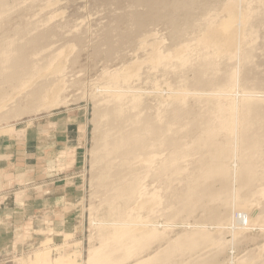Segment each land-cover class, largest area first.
I'll use <instances>...</instances> for the list:
<instances>
[{"label":"rangeland","instance_id":"374dc122","mask_svg":"<svg viewBox=\"0 0 264 264\" xmlns=\"http://www.w3.org/2000/svg\"><path fill=\"white\" fill-rule=\"evenodd\" d=\"M4 1L2 2L4 7L9 9V11L4 12L0 16V38L3 35H8L10 39L4 36L7 39L2 37L0 40L5 42L9 40L11 42L14 40L13 35L16 32L15 35L21 34L20 37L16 36L17 38L22 39L21 37L25 36L23 40L26 39V42L28 40L27 44L30 42V45H27L25 51L26 55H29L27 56L28 59L31 57V53L34 52L33 55L35 56L36 51L46 46L48 47L44 50L55 52L56 56L53 59H48L46 62L43 61V65L41 60L46 59L40 58L37 55L41 59L39 61L37 57L38 63L41 62L39 64L45 67H42L43 69L41 68V70L34 69L33 66L38 63H35L37 61L36 59L34 61L35 57L32 55L34 58H31H33L32 61L34 63L29 59L30 62L26 61L24 68H27V72L34 69V72L13 79H10L7 73L18 72L21 70L19 67L0 71V220L5 222V224L0 225V264H89V259L92 258H90V255L94 251L96 253L95 255H99V252L102 251L103 253L107 250L106 246L108 244H112L108 234H111L115 228L111 224L116 223L117 220L118 222H127V219L129 220L128 223L132 221V223L140 221L143 223L146 221L145 223L147 225L150 221L151 225V222H153L152 224L158 225V227L155 225L156 228L165 237L163 236L164 239L160 240L161 242L158 240L148 244L142 251H137L139 243L137 246H128L129 248L127 250L122 249L120 245L118 251L112 252L114 255L112 253H110L112 255L109 254L116 259H114L115 262L113 264H137L144 261L158 253L159 250L166 248V246L168 247V242L174 241L179 236L200 231V228L197 229L198 227L196 226L207 227L208 230H211L204 229L208 233L213 234L209 233L210 241L214 238L213 242L215 241V245L211 241V246H214L212 249L209 244L210 242L207 241L208 243H204V248H200L199 246L197 247L198 249H194L195 251L186 249V253L188 252L187 255L185 252L177 253L175 255L177 264L180 260H186L184 261L186 262L185 264H199L202 261H204L203 264H206V262L207 264H238L244 258L245 262H250V264H264V176H260L261 180L258 179L256 184L254 182V185L250 187L243 179L245 178L244 175H240L236 179L234 175L227 178L226 175L218 173L219 175L217 174V177L210 176L211 178H208L204 174L210 168L222 167V164H227L226 161L229 163L227 166H230L231 170L232 168H238L237 166L235 167V159H230L235 158V154L229 152V158L228 151L226 150L231 146L236 147L238 144L237 149L240 152L239 138H236L234 145L231 138L228 140V133L221 132L216 136L215 141H211L212 145L209 144V141L206 143L205 134L203 135L201 133L204 130H200L202 128L208 129V125L215 122L214 117L213 122L210 121L209 116L212 114H207L213 111V107L211 108L210 105L205 103L204 107L199 102L197 104L193 100V95L191 96L192 99L188 96L190 100L186 106H189L188 108L192 111L186 107L184 108L185 110H182V112L190 111V114L188 115L189 112H187V114L185 113L186 116L182 113L185 116L182 117L183 119L180 116V118L178 117L183 120V125L185 126L183 127L181 124L182 120L181 122L176 121L177 117L174 116V113L171 111L172 109L168 108H172L169 105L168 97L176 94L175 92L178 89L179 92L177 93H182V89L187 82L189 83L185 87L186 91L189 92V89H191V93L189 94L194 93L195 90L192 91V88L194 89L192 87L194 73L187 68H181L175 71L168 68L169 66H167L165 61L158 66H154L153 63H148V59L150 58L147 57L153 49L150 46L153 44V40H156L158 43L160 42L161 50L165 54L177 53L182 49L181 47L185 48L187 47L186 45H189L192 48L191 54L189 53V55L194 56V58L191 57L192 59L189 57L190 62L197 63L198 60V63H204L202 59L209 60L207 61L209 65H206V72L209 69L211 71L216 66L217 68L219 66L221 68L223 67L222 71L227 70L229 67L227 68L225 66H229L231 62L227 63L228 60L226 61L224 58H220V55L215 50H202L200 42L210 26H215V24L220 25L223 20L227 19L226 12L224 11L225 6L234 0H55L53 6L45 7L49 12L43 8L44 6L42 7V2H38V4L32 2L31 4L29 0H26L29 5L25 1H22L23 3L20 2L21 4L19 6H15L14 4L19 3L17 0ZM258 1L259 4L262 3L260 2L261 0H247L242 4L250 3V6L252 5L251 9H256V7H259ZM48 8H51V10ZM138 16H144V20L142 21V25L136 30L133 24V18ZM209 18L213 20L211 24L208 23L206 25L205 20ZM41 19H43L44 24L50 21V24H45V26L47 25L46 28L54 26V29H56L55 26H57V31L64 27L65 30L62 29L64 33H60L61 35L58 38L53 37L55 39H52V41L50 40L51 38L44 39V43H41V45H46L41 47L39 43V46H36L38 47L37 49L35 44H33L38 34L36 32L40 31L39 33L42 34L41 29L42 31H48V29H44L45 26ZM46 19L49 21H46ZM40 20L42 23H40ZM34 22L36 23V29L33 28L36 32H33L35 31L34 29L28 28ZM67 22L70 25H64ZM56 23L63 25L58 26ZM49 25L50 27H48ZM37 26L38 28L42 26V28L40 27L41 29L39 30ZM256 27L254 32L255 34L256 31L260 32L256 35L260 40L264 38V30L261 27ZM258 28L260 29L257 30ZM66 29L68 30L67 32ZM28 30H30L29 33ZM135 32H137V35ZM46 33L44 31L43 34ZM109 37L116 43L112 42V40L107 41L110 42L109 44L106 43ZM257 38L250 37V34H247L245 41L242 42L241 52L251 49V46L256 47L258 44L261 46L264 40L258 41ZM206 57L207 59H205ZM62 58L63 61H61ZM62 62L65 63L63 64ZM225 62L227 65L224 64ZM237 63L240 66L239 62ZM56 64L61 66L63 64L62 67H65L64 71L58 74H53L48 71L50 66H56ZM145 64L148 67L147 69ZM173 64L175 65V63ZM262 65H264V62ZM131 67L146 71V74L141 71L144 73L141 79L145 81H141L138 77H132L133 79L128 78L126 80L127 83H122L123 85L125 84V88L120 84L125 90L122 91L123 89L121 87H118L119 90H117L118 84L115 86L116 92L121 90L126 93L130 92L133 95L135 92V95L142 97V101H146V104H149V107L145 106L147 109L144 107L142 114L144 117H146V114L149 117L151 114L149 112L151 111H153L152 115H150L152 117H156V114L157 116L162 115L163 117L167 113L166 117L170 120L174 116L175 119H173L177 122L175 124H178L177 127L174 124V120H170V123L172 121L171 126L174 128V131L178 129L180 134L184 130L187 132V135L184 132L186 136L182 134L183 137L180 138L182 142H186V145L183 144L184 147L193 149L195 152H190L193 155H198L196 153L200 154L197 157L189 154L190 156L181 158V161H178V163L172 158V152H175V149L172 146L169 147L170 149L167 148L170 156H172L170 157L167 155V149L165 150V147L163 148V144H161L162 146L160 145L159 149L165 154L161 155V151L158 148L146 154L147 156L149 154L151 156L153 152V159L152 161L150 160L151 164L149 161L150 165L145 162V158L142 156L140 158L137 156L134 159L135 162H133L134 160L129 163L125 162L130 168L123 161H121L122 166L119 164L120 161L116 160V162H119L116 163L114 161L113 164H119L121 168L117 170H120L122 175L116 170V176L118 177H113L115 175L113 170L116 169V166H114L115 169H111L112 171L109 169L111 173L108 169V173L105 172L107 174L110 173L109 176L114 179L110 180L108 179V175H106V177L103 176V179H100L102 178L100 176V178L98 177L99 179L96 178L94 180L93 176L96 171L94 170L93 172L92 151L96 147L97 141L105 136L104 131L108 129H105L106 126L103 124V120L106 118L103 117V120L101 118L102 122L99 119L101 116L97 114L103 111L102 108L104 106L106 108L108 105L106 101L102 100L101 96L109 90H105L106 85L112 92H115V87L110 82L111 77L109 76L111 74H123ZM245 72L243 70L240 71V85L243 83L244 78L243 80L241 79L244 77ZM145 75L150 78L151 83H149L150 80H147L148 78ZM108 85L111 86L109 87ZM182 85L183 88L180 89ZM189 85L192 88H189ZM242 85L239 89L242 88ZM132 89L138 91H132ZM205 91L207 94L212 92L210 89H206L203 92ZM138 92H144L142 93L143 96L142 94H138ZM197 92L199 91H195L194 94H197ZM231 92L232 95L230 94ZM235 92L228 91L224 93L228 95L225 96V99H232L233 102L235 100L238 101V96L242 93L238 94V91V93ZM233 94L236 95L233 96ZM219 98L223 99L224 96H219L217 100ZM103 99H105L104 96ZM225 99L221 101H227ZM97 101H100L101 104ZM102 102L106 103V105L105 103L103 104V107ZM2 105L5 109L2 108ZM149 108L152 110L150 111ZM206 109H210V111L207 112ZM202 110L206 113H203ZM136 111L134 110V112ZM144 111L148 112L144 114ZM134 112L132 109L131 113ZM157 112H161L162 114ZM201 113L204 115L201 116ZM142 115L138 118L139 120L143 117ZM205 115L209 116L207 117ZM199 116L202 118L204 116L207 117H204L203 120L208 121L205 123V120H201L202 118ZM196 118L197 122L200 123L201 120L200 124L202 125V122H204L205 125L203 124L202 127L197 123L198 127L194 128L197 126L195 124ZM106 120L105 123H107ZM135 120L138 121L137 119ZM189 122L196 126L191 125ZM179 126L181 129H179ZM199 126L201 127L199 128ZM128 127V130L126 129L128 133L132 132V128L129 127V131ZM115 131L111 133L116 135L117 132L115 134ZM179 131H176V133L178 132L177 134H179ZM160 134H162L161 131ZM180 134L178 135L179 137ZM158 136L160 135H156V138ZM162 137H159L161 138L159 139L160 143L163 141ZM151 138L155 139V136ZM198 138L201 141L203 139V143L199 142L200 140ZM157 140L150 141H154L153 143L156 142L155 145H157L159 143ZM227 140L228 142L231 141L232 144L229 143L227 145ZM214 142L215 144H213ZM219 146L222 148L221 150ZM261 147L264 156V145ZM223 148H227L226 150L224 149L226 153L223 154V156L226 154V157H228H225L226 159L220 155L221 152L223 153ZM156 150L160 151L158 152L162 156L160 160H158V156L160 155L155 153L157 152ZM216 150L219 151L216 152ZM239 152L237 153L239 154ZM215 153H219L220 156L217 154L218 156L215 157ZM164 155L169 156L170 159ZM150 156L148 159L151 158ZM7 158L9 159L7 160ZM141 158H143L144 162L140 160ZM163 158H166L169 164L177 163L178 166L176 167L174 166L175 164H171L177 171L181 170L178 169L181 163L180 168L183 166L186 172L179 171L178 174H181L179 177L177 171H175L176 169L171 166L173 171L167 170V173L164 174L162 170H158L162 166ZM171 159L173 162H170ZM153 160H156L155 162H158L161 166L159 167L157 163V165L155 164V166H158L157 169L155 167L152 169L150 166L152 163L154 164ZM140 161L143 162H141L142 165H140ZM131 162L134 164H130ZM261 164L264 169V161ZM148 166L149 169L147 168ZM205 166L206 168L208 166L209 170L203 169ZM123 167L124 171L122 172ZM157 171H160V173L158 174ZM4 172L5 174H3ZM160 174L161 176H159ZM95 175L97 176L98 174ZM201 175L202 177H200ZM204 175L207 177L205 178ZM115 180L117 181L116 183ZM136 182L139 184V188H143V192H147L148 196L153 195L154 197L156 194L155 199L160 203H158L157 207L155 206L157 210L153 211L155 213L149 212L147 208H139L136 201L135 203L132 202V204L131 202L127 203L125 202L127 199L120 196L121 192L123 194V191L129 188V185L136 184ZM93 183H96V185L94 184L93 186ZM113 183L118 184L119 188L117 186V189ZM70 185L72 186V190L74 189L72 203L77 207L75 210L77 212L76 220L72 218V223H70L67 217L66 226L60 229L58 226V217L52 211H57L58 206L56 204L65 195V190H69ZM243 185L245 186L243 187ZM190 188L192 190L195 189V192L191 191ZM107 189H112L111 191L109 190L112 193L110 194ZM115 189L117 190V194L120 193L119 196L114 192ZM187 191L194 193L192 196L194 197L193 199L188 197L189 193ZM223 192L228 194H223ZM196 193L197 195H195ZM115 194L118 197H115ZM157 195L159 196L157 197ZM184 195L193 201L187 200V197ZM156 197L160 198L159 201ZM180 199L187 200H183L184 202L190 201L191 204L188 202L185 206L186 203L182 200L180 202ZM158 207L160 208L158 209ZM20 210L23 211L21 212ZM60 225L62 226L61 222ZM214 234H218V238ZM188 250L191 251L192 255ZM204 250L208 251L205 252ZM96 251H99L98 254ZM182 253H185L187 257ZM127 254L131 255L129 256L130 258L127 257ZM201 255L202 258L200 257ZM197 257H200L199 260H196ZM182 261L179 264H184ZM169 263L171 264L172 262ZM157 264H164V262H157Z\"/></svg>","mask_w":264,"mask_h":264},{"label":"bare ground","instance_id":"6f19581e","mask_svg":"<svg viewBox=\"0 0 264 264\" xmlns=\"http://www.w3.org/2000/svg\"><path fill=\"white\" fill-rule=\"evenodd\" d=\"M22 1H25L26 2V0H17V2H19V3L18 4H14V5L15 6L16 5L19 6V4H21L20 2H22ZM244 1H247V0H234L231 3H228L225 6V9H224V11L226 12L227 19L223 20V22H221L220 25H216V24H215V26L214 25H212V26L209 25L210 28L208 27L209 28L208 31L207 30H206L207 32L205 31L206 33L204 35V38L200 42V47H201L202 50H211V49L212 50H215L220 55V58H224V60H226V61L228 60L227 63L231 62V63H229V66H225V65L222 64L223 66H225L227 68L229 67L227 70L222 71V68L223 67L221 68V66H219V68H217V66H216V68H213L211 71H209L210 70L209 69L208 71L210 73L208 71H207L208 72L207 73L205 71V69H207L206 65H209V63L207 62L209 60L206 61V60H203L202 59V61H204V63H201V62L198 63V60H197V63L198 64L196 62L195 63H192V61L191 62L189 61V57L190 58L192 57V56L189 55V53L192 51L191 46L186 45L187 47H185V48L184 47H181L182 49H180L179 52L174 53V54L173 53L165 54V52H163L161 50V45L159 44L160 42L158 43L156 40L155 41L154 40L152 41L153 44H151V45L149 44L150 46H152L153 49H152L151 53L147 56L150 59H148V58L147 59L149 60L148 63L151 62V63L154 64V66H158V65L162 64L163 61H165L166 64H167V66H169L168 68H171V69H173L175 71H177V70H179L181 68H187L189 70H192V72L194 73V79H192L193 80V84L190 82V84H192V87H194V89L190 85H189V88L191 87L192 88V91L193 90L199 91V92H197V94H194L195 91H194V93L192 92V94H189V93H191L190 92L191 89H189L190 91L188 90L189 92L186 91V88L185 87L189 83V82H187L186 85L184 86L185 90L183 88V85H182V87L180 86V89L183 88L182 89L183 90L182 93H177V92H179V89H178V91L175 92L176 94H174V95L172 94L171 97H168L169 98L168 101L170 102L169 105L172 107V108H170V107H168V108L169 109H172L171 111L174 113V116L177 117V120L176 121L181 122V120L183 119L182 117H185V116H183V114L186 115L187 112H189L188 115L190 114V111H184V112H182V110H185L184 108L187 106V103H189L190 97L193 95V100H195L196 103L199 102V104L200 103H201V105L203 104V107H204V103L210 105L211 108L213 107V111L212 112L210 111V109L209 110L206 109L207 112L208 111L211 112V113L208 112L207 114H212V115L211 116L205 115V116H207V117L209 116L211 122H213V120L215 119V122H213V124H209L208 125L209 126L208 129L207 128H202L200 130V131H203V130L205 131V133H203L204 131L201 132V133L203 135L205 134L206 143H208V141H209L210 142L209 144L212 145L211 141H215L214 139L221 132H227L228 133V137H227L228 140L231 138L232 139L231 141L233 142L234 145H235L236 138L237 139L239 138V143H240V149L239 150H240L241 153L237 149L238 148L237 147L238 144L236 145V147L235 146L233 147V146H231L232 142L231 141L228 142V140L226 141V144L229 145V143H231L230 146L233 147V148L227 146V147H229L228 149L226 148L227 150L225 148H223V153L221 151H220L221 153L219 152L220 155H221V157H222L223 154L226 153V151H228L227 154H228L229 158H230L229 152H231V153L233 152V154H235L234 155L235 158H230V159L231 160L232 159H235V161H236L235 162V167L237 166L238 168H235V169L232 168V170H231L230 169V166H227L229 163L226 161L227 164H222L223 165L222 167L219 166L220 169L213 167V168H210V170H209L208 166H207L208 169L205 166L203 169H206V170H209V171L206 172V170H204L206 172L204 174L207 175L208 178L210 176L217 177V174L218 173H220L221 175L222 174L223 175H226L227 178L228 177L230 178L231 175H234V176H236V179L238 177H240V175L241 176L244 175L245 178H243V179L247 182L246 184L247 185H250V187H251V185H254V182L256 184L257 180L258 179L261 180V177L264 176V169L262 168V164H261V162L264 161V156H263V153L261 151L262 150L261 149L262 148L261 146L264 145V65H262L263 62H264V60L262 61V59H264V41H263L264 38H262L263 40L262 39L259 40L258 39L259 37L256 36V35H258L257 33H260V32L259 31H256V34L254 32L256 26L257 27H261L264 30V6H263L264 5L263 4L264 0H261L260 2H262V3H260V4H259V1H258V4H259L258 6L259 7L258 8L256 7V9H254V8L251 9L252 8V5L250 6V3L249 4H242ZM2 2H5V1L4 0H0V16L3 15L4 12H6V11L8 12L9 11V9H6L4 7V5H3ZM25 2H24V4H25ZM29 2L31 4H32V2L34 4H36V3L38 4V2H42V7L44 6L43 7L44 9H45V7L46 8L47 7H51V6H53L55 4V0H29ZM26 4H28V3L26 2ZM5 5H6V3H5ZM40 5H41V3H40ZM49 10H51V8ZM46 11H48V10H46ZM143 17H139L138 16V17H134L133 18V24H134V27L136 28V30L139 28V26L142 25V21L144 20ZM47 19L51 20L50 18H47ZM47 19H46V21H49ZM41 20L43 22V25L45 26V24L47 22H45V24H44L43 19H41ZM41 20H40V23H42ZM212 20L210 18L209 19H206L205 20L206 25L208 23L211 24V21ZM34 23H32L33 25L31 23H30L31 25L29 24L32 28L31 27H28V26L27 27L29 29H34L35 28V25H36V23L35 24ZM60 23H62V22H60ZM47 24H50V21ZM56 24H54V25H56ZM67 24H69V23L68 22L67 23H64V25H67ZM40 25H42V24H40ZM60 25L62 26L63 24H59L58 26H60ZM40 27L42 28V26H39V28L37 26V28L39 30L41 29ZM46 27H47V25L45 26V28L44 27L43 28L44 29H48V31L47 30H43L42 31V29H41V32L44 33V31H45V33L47 32L46 34H43V33L41 34V33H39L40 31L39 32H36V30H35L36 28L34 29L35 31H33V32H36V33L39 34V35L37 34V37L33 41V44H35V47L36 46H39V43H40V46L41 47H44L43 45H46V44L41 45V43H44L43 42L44 39H50L51 38L50 40L52 41L53 37H57L58 38L59 35H61V34L64 33L62 29L65 30V27L64 28H61L60 27L61 29H59V31H57V26H55L56 29H54V26L53 27L52 26L50 27V25L48 27H50L51 29L50 28H46ZM25 29H27V28L25 27ZM38 29H37V31H38ZM67 29H66V32L68 31ZM259 29L260 28H258L257 30H259ZM60 30H62V31H60ZM16 31H17V29H16ZM29 31L30 30H28V33H29ZM135 33L137 35V32H135ZM135 33H134V35H135ZM15 34H16V32H15ZM15 34L13 35L14 36L13 37L14 40H12L11 42H9V40H6L7 42L0 40V71L3 70V69H11V68L13 69L15 67H19L21 69L18 72H10V73H7L8 74V77L10 79H13L15 77H20V76H23L25 74L34 72V69H41L42 67L45 68L44 66H42L39 63L42 62V64L44 65L43 61L46 62L48 59H51V58L53 59L56 56L55 55V52H48L47 50H44L45 48L47 49L48 46H46V47H44L42 49L39 48L40 50H38V51L35 50L36 51V53H35L36 55L35 56L33 55L34 52L31 53V57H33V56L35 57V58L33 57L34 58V61H35V59L37 61V59L39 57L40 58L42 57V58H44L46 60H43V59L41 60L39 58V61L41 60V62H39V63H38V61L35 62V63H38V64L37 65L35 64V66H33L34 69H32L29 72H27V68H24L25 62L26 61H29V59H31V62H33L32 61L33 58L30 57L28 59L27 56H29V55H26V53H25L26 47H27V45L30 42L27 44L28 40H27V42H26V39L23 40L25 38V36H22L21 37L22 39H19L16 36H19L20 37L21 34L20 35L19 34L15 35ZM247 34H250V37H254V38H257L258 37L257 38L258 41H263L262 42L263 44L261 43L262 44L261 46L258 44L259 46L258 45L256 46L258 48H256L255 46H253V47L251 46L250 47L251 49H248V50H245L244 52H241V47L243 45L242 42L245 41V39L247 37ZM4 36H6V35L1 36V38L2 37L4 38ZM132 36H133V34H132ZM6 37L8 39H10L8 37V35ZM6 37L4 39H7ZM15 37H16V39H15ZM108 39L109 40H106V43H108V44L110 42H107V41H111L112 40V42H115V41H113V39L111 37H109ZM257 39H256V43H257ZM147 42H149V41H147ZM36 48L38 49V47H36ZM192 58H194V56ZM205 59H207V57ZM61 61H63V58H62ZM237 62H239L240 66L238 65ZM144 63H146V62H144ZM173 63H175V65ZM227 63L225 62L224 64L227 65ZM29 64H31V63H29ZM63 64H62V66H63ZM199 64H201V65H199ZM32 65H34V64H32ZM147 65H146V69L148 68ZM62 66L61 65H57V64H56V66H50L48 71L52 72L53 74L61 73V72L64 71V68H65V67H62ZM142 66L144 67L143 64H142ZM220 68H221V70H220ZM143 69L145 70V68H143ZM129 70H128L129 72L128 71H125V73H123V74L116 73V74H111V76H109V77H111L110 82H111V84L114 87L119 84V86H117V90H119L118 87L119 88L120 87L122 88V85H123L122 83L123 82H126L127 83L126 80H128V78L133 79L132 77H135V78L138 77L139 79H141V77L143 78V76H144L143 74L146 72V71H143L142 69H139V68L135 69V68H132V67L129 68ZM241 70H243V72H245V71L246 72L243 75L244 77H242V75H241V77H242L241 80H243V78H244V80L242 81L243 82L242 83L243 85L241 84L242 85V88L239 89L240 86H241L239 84V80H240V78H239L240 75L239 74H240V71ZM141 71H143L144 73L141 72ZM126 72H127V74H126ZM241 74H243V73H241ZM145 76L148 78L147 80H150V78L147 75H145ZM146 77H144V79H146ZM192 80H190V81H192ZM141 81H145V80L141 79ZM149 83H151V80H150ZM183 83H185V82L183 81ZM120 84H122V85L120 86ZM124 85H123V88H125ZM106 89H109L110 90V88H108L107 85H106L105 90ZM206 89H210L213 93L211 91H210L211 92L210 94L209 93L207 94L206 91L203 92ZM109 90L107 91L106 94H103V96H104L105 99H103V96H101L102 97V100L106 101V103L108 105L105 108V106L103 105L105 102L104 103L102 102V107L104 106L105 109L102 108L103 111L101 110L102 112L97 113V114H99L101 116V117H99L100 120H101V118L103 120V117L107 119V120L106 119L103 120L104 121L103 124H105L104 126H106V128L105 127L104 128L105 129L108 128V129L106 130L107 132L104 131L105 132V136H103L102 139H99V141H97L98 143H96V147L92 151L93 152V155H92L93 156V160H92L93 161L92 162L93 163V172L95 170L96 171L95 174H98L96 176L94 173H92L95 176V177L93 176L94 180L96 178H98V177L100 178V176L102 177L100 179H103V176L106 177V175H108V177H109L108 179H110V180L111 179H114L113 177L116 176V170L119 169V168H121V167H119V164H121L123 166V164H122L121 161H123V163H125V162L129 163L130 161H132L135 158H137V156H139V158H140V156L144 157L145 158V162L149 164V161L150 160L152 161V159H153V157H152V153L153 152L151 153V156H150V154L148 156L146 154L150 153L151 151H155L156 148L159 149V147H160L161 144H163V146L162 145L161 146L163 148L165 147L164 148L165 150L167 148L171 147V146L175 149L174 150L175 152H172L173 153V157L170 156L169 150L167 149V151H168V154L167 155H169L170 157H172L175 162L176 161L177 162L178 161L180 162L181 161L180 160L181 158L183 159V157H185V156L187 158V156L189 154L192 155V156H196V157L200 154V153H196L198 155H195V154L193 155V153H190V152L193 151V149L186 148V146L184 147L183 144L186 145V142H182L180 140V138L183 137V135H185V133L187 135V132H185V130L183 132L181 131V133L183 134L182 135V134H180V131L177 129L176 131H179V134H180V137L178 136L179 135V134H177L178 132L176 133V131H174V128H172V126H171V123L175 119V117L173 116V114L171 115V113H169V111H168V113L171 116H173L172 119H170V120H172L171 123H170V120L167 119V117H166V115H167L166 112H165L166 115L163 116V117H162V115H158L157 116V114H156V117L150 116V115H152V112H153V111H151L152 109H150V108H149V110L151 112H149V113H151V114L150 115L148 114L149 117H147V114H146V117H144V115H142L143 114L144 107L145 106H148L149 104H146L147 103L146 101L143 102L142 101V97H140L139 95H135L136 94L135 92H134V95L132 93H130V92L129 93L122 92L125 89H123L122 91L120 90V91L116 92V87L114 89L115 92H112V90H110V91ZM134 90L136 91V89H134ZM134 90L132 89V91H134ZM129 91H131V90H129ZM184 91H186L187 93L184 92ZM207 91H209V90H207ZM228 91L229 92L230 91H233V92L234 91H236V92L238 91L239 92V93L237 92L238 94H240V93H242V94L238 96V101H236L234 99L235 102H233L232 99L231 100L225 99V96L227 94L225 95L224 93H226ZM142 93H144V92H141V93L138 92V94H142ZM204 93H206V94H204ZM230 94L232 95V92ZM222 95L224 96L223 99H225L227 101L222 102L221 100H223V99H220L221 97L219 98L220 101L217 100V98L219 96H222ZM234 95H236V94H233V96ZM142 96H143V94H142ZM188 96H190V97H188ZM204 96H207V97L204 98ZM229 97L232 98L231 96H229ZM191 99H192V97H191ZM100 101L99 102L97 101V102L99 104H101ZM55 103H57V102H55ZM95 103H96V101H95ZM106 103H105V105H106ZM6 107H7V105H6ZM188 107H186V108L187 109H190ZM205 107H206V105H205ZM2 108H4L3 105H2ZM132 109H133V112H134V110H137V111L134 112V113H131V110ZM145 111H144V114L148 112V111L147 112H145ZM204 111H205V109H204ZM204 111H203V113H206ZM157 113H159V112H157ZM203 113H201L202 114L201 116L204 115ZM141 115L143 117L139 120L138 118ZM153 115H155V114L153 113ZM98 116H97V118H98ZM179 116L182 119H179L180 118ZM201 116H199V117H201ZM207 117H205V118H207ZM211 117H212V120H211ZM213 117H214V119H213ZM168 118H169V116H168ZM203 118L201 120H203ZM135 119H137L138 121H136ZM105 120L107 121V123H105ZM199 120H200V118H199ZM201 120H200V123H201ZM176 121L174 120V124H175ZM195 121H196L195 122L196 125H197V123L199 125H201L199 122H197V118L195 119ZM207 121L205 120V123ZM189 123L191 124V122H189ZM202 123L204 124V122H202ZM98 124H99V122H98ZM159 124H162V125H159ZM181 124L183 125V120H182V123ZM195 124H191V125H195ZM175 125L177 126L178 124H175ZM128 126L132 128L131 129L132 132H129L128 133V131H127L128 130L127 129ZM176 126H173V127H176ZM180 126H179V129H181V127H182V126L181 127ZM184 126L185 125H183V127ZM201 126H199V128ZM197 127H198V125L196 127H194V128H197ZM98 130H100V129H98ZM115 130H117V131H115ZM118 130H119V132H118ZM114 131H115V134L117 132L116 135L113 134ZM129 131H130V128H129ZM160 131H161L162 134H160ZM111 132H113V133H111ZM238 132H239V134H238ZM158 134L160 136H158V138H156V135H158ZM152 136H155V139H158L157 140L158 142H159V139H161L159 137L163 136L162 137V139H163L162 143L159 142L160 144L158 143L157 145H155L156 142L153 143L154 141L153 142L150 141V140H155V139H152L151 138ZM184 139H185V137H184ZM202 141H203V139H202ZM202 141L200 140L199 142H202ZM191 143H190V145H191ZM197 143H198V141H197ZM213 144H215V142ZM156 146H158V147H156ZM192 147H193V145H192ZM221 149L222 148L220 147V150ZM224 149L226 150L225 152H224ZM159 150L161 151V153H160L161 155L162 154H165L161 149H159ZM160 151H157L155 153L157 154ZM217 151H219V150H216V152ZM193 152H195V151H193ZM237 152H239V154ZM155 153H154V155H155ZM219 153H217V154L219 155ZM217 154L215 155V157L218 156ZM161 155L158 156L159 157L158 160H160V158L162 157ZM167 155H164V156H167ZM149 156L151 157L150 159H148ZM169 156H167L166 158H169L170 159ZM201 156H204V155H201ZM146 157H147V159H146ZM155 157H157V156H155ZM221 157H220V160H221ZM225 157H226V154L223 156V158H225ZM166 158H163L162 164H161L162 166L159 165L158 162H155L156 160H153L154 161V164L152 163V165L150 167H152V169H153V167H155L157 169L158 166L159 167L161 166L160 169H158V170H162L164 172V174L167 173V170L168 171H173L174 166L175 167L178 166L177 163L176 164L175 163H171L173 165L175 164L173 166V165L169 164V162H167L168 160ZM226 158H228V157H226ZM217 159H218V157H217ZM116 160H119L121 163L119 161H117V162H119V164L117 165L116 164L117 163ZM140 160H142L144 162L143 158H141ZM173 160L171 159L170 162H173ZM207 160H208V158H207ZM114 161L116 162L115 163L116 165L113 164ZM142 161H140V163ZM151 161H150V164H151ZM198 161H199V159H198ZM133 162H135V160ZM133 162H131L130 164H134ZM137 162L139 163V161H137ZM224 162H222V163H224ZM142 163L140 165H142ZM157 163H158V166H155V164L157 165ZM217 163H218V161H217ZM135 164H137V163H135ZM180 164H179V168L178 169H181L184 172L185 171L184 170L185 168L183 166H182L183 169H182V167L180 168ZM125 165H127V164L125 163ZM114 166H116L115 167L116 169L114 168ZM127 166L129 167V165H127ZM127 166H125V167H127ZM171 166H173L172 169H171ZM210 167H211V165H210ZM147 168L149 169V166ZM200 168H202V167H200ZM107 169H108V171H109V169L110 170L111 169H115V170H113V172H115V175L112 172V174L114 176L112 174L111 175L113 177L109 176L112 170L109 171L110 172L109 174H107L108 173L107 172ZM122 169H123L122 170V172H123L124 171V167ZM174 169H176V168H174ZM203 169H202V171H203ZM181 170H179V171H181ZM175 171H177V169ZM179 171H177V174L179 173ZM105 172H107V173H105ZM117 172L119 173L120 170H117ZM151 172H152V170H151ZM157 173L159 174L160 171H157ZM120 174H121V172H120ZM161 174L159 176H161ZM117 175H119V174H117ZM175 175H176V172H175ZM180 175H179V177H180ZM205 175H204V177H205ZM117 177L118 176H116L115 178H117ZM200 177H202V175ZM236 181H238V180H236ZM112 182H111V184H112ZM116 182L117 181L115 180V183ZM242 182H243V180H242ZM115 183H113V184H115ZM239 183H238V185H239ZM94 184L96 185V183H93L92 185L94 186ZM127 185H128V183H127ZM117 186L119 188V185L118 184H115V187L116 188H117ZM244 186L245 185H243V187ZM109 190L111 191L112 189H109ZM116 191L117 190L115 189L114 192L116 193ZM191 191H194L195 192V189H193V190L191 189ZM191 191H190V193L187 191V193H189L188 194V197L189 198L191 197L193 199L194 197H192V196L194 195V193L191 192ZM111 193L112 192H110V194ZM224 193L226 194V192H223V194ZM116 194H115V197H118L120 193L117 194L118 196H116ZM195 195H197V193ZM222 195H221V197H222ZM120 196L125 197L127 199V201H125V202H127V203H130L131 202V204H132V202L135 203V201H136V203H138V207L139 208H142V209L147 208L149 210V212H152V213H155V212H153V211L156 210L155 206L157 207L158 203H160V202H157V200L155 199L156 194H155L154 197H153V195L148 196L147 195V192L146 193L143 192V188H139V184H137V182H136V184L129 185V188H127L126 190H124L123 191V194L121 192V195ZM158 196L159 195H157V197ZM113 197H114V193H113ZM182 197H183V195H182ZM185 197H187V196H185ZM188 197L186 199L187 200H190L191 198L189 199ZM157 199L159 201L160 198H157ZM181 200L182 201L183 200L184 201H187L185 199H180V202H182ZM190 201H188L189 204H191ZM188 202H184V203H186L185 206L187 205ZM183 207H184V205H183ZM159 208L160 207H158V209ZM184 208H186V207H184ZM156 215H157V213H156ZM114 219H116V218H114ZM126 221L127 222H118V220H117L116 223L114 222V224H111V226H113L115 228V229H113V232L111 234L110 233L108 234L110 241H112V244H108L106 246L107 247V250L105 252H103V253H102V251L101 252L96 251L97 254L99 252V255H95L96 253H94L95 251L93 250L94 251L93 252L94 255L93 254L90 255V258L91 257L92 258L89 259V261H90L89 264H113L116 259H115L114 256H113L114 257L113 258L110 255H112V254L114 255V253H112V252L118 251V248H120V245H121V248L122 249L127 250L130 246H133V245L134 246H137L138 243H139V245L137 247V251H142V250H144L147 247L148 244H150L152 242H155V241H158V240L160 241V240L164 239V237H165V235L164 234H161L158 231V228H156V226L158 227V225H156V224L153 225L152 224L153 222H151V225H150V221H149V224L147 223V225H146V223H145L146 221L143 222V223H141V221L140 222H136V223H132L133 222L132 221L131 223L130 222L128 223V221H129L128 219ZM143 227H145V228H143ZM196 227H198L197 229L200 228L199 229L200 231H196L195 230L196 232H193V233L191 232L190 234L187 233L184 236H179L174 241L168 242V244H167V245H169L168 247L166 246V248L159 250V252L156 253L155 255L150 256L148 259H145L144 261H141V262H139L137 264H157V262H164V264H167L169 262H172L171 264H177V260H175L176 259L175 258V255L177 253H180V252H185L186 253V251H187L186 249L194 250L195 248H197L199 246H200V248H204V243H206L207 241L210 242L209 244L211 246V243L213 242V239H214L212 237L213 238L211 240L212 242L210 241V234H212V233L209 232L210 233L209 234L207 231H205V230H208L207 227H202V226L201 227L200 226H196ZM213 229H218V228H213ZM219 229H221V228L219 227ZM208 231H211V230H208ZM212 232L214 233L213 230H212ZM218 234H214V235H216L217 238H218V236H219ZM216 236H215V238H216ZM220 237H222V236H220ZM219 240L221 241V238ZM214 243H215V241L213 242V244ZM219 244H222V243H219ZM201 245H202V247H201ZM219 246H221V245H219ZM213 247H212V249H213ZM217 247H218V245H217ZM115 249H117V250H115ZM197 249H196V251H197ZM201 250L203 251V249H201ZM208 250H204V251L206 252ZM189 252L192 255L191 251H189ZM110 253H112V254H110ZM185 253L184 254L182 253V254L185 257H187L186 255H187L188 252L186 253V255H185ZM127 255H128L127 257L130 258L129 256H131V255L130 254H127ZM191 255H190V257H191ZM205 256H204V258H205ZM200 257L202 258V255ZM199 258L197 257L196 260L197 259L199 260ZM181 259H182V257H181ZM244 259L240 260L238 262V264H250V262H247V261L245 262ZM200 260H202V259H200ZM181 261L182 260H180V262ZM184 261H186V260H184ZM184 261H182V262H184ZM180 262H178V264ZM203 262L204 261H202L199 264H203ZM185 263L186 262H184V264ZM181 264H183V263H181ZM206 264H207V262H206Z\"/></svg>","mask_w":264,"mask_h":264},{"label":"crops","instance_id":"0c3cea01","mask_svg":"<svg viewBox=\"0 0 264 264\" xmlns=\"http://www.w3.org/2000/svg\"><path fill=\"white\" fill-rule=\"evenodd\" d=\"M8 159L9 158H7V160ZM3 174H5V172ZM73 190H72V186L70 185L69 190L66 189L65 190V195L62 196L60 198V200L57 202V204H56L58 206L57 211H54V210L52 211V212H54L56 214V217H58V220H59V225L58 226H59L60 229H61V227H65L66 226L67 217H68L70 223H72L71 222L72 218L76 220V213L77 212L75 210H76L77 207H76V205L74 203H72V199H74V197L72 196L74 194ZM48 220H49V218H48ZM60 222L62 223V226L60 225ZM0 223H2L0 225L5 224V222L3 220H0ZM70 223H69V225L71 226Z\"/></svg>","mask_w":264,"mask_h":264}]
</instances>
